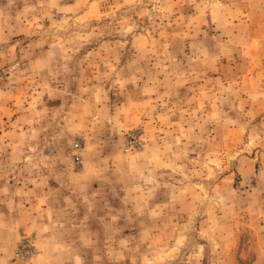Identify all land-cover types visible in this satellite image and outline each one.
Wrapping results in <instances>:
<instances>
[{"label":"rangeland","instance_id":"1","mask_svg":"<svg viewBox=\"0 0 264 264\" xmlns=\"http://www.w3.org/2000/svg\"><path fill=\"white\" fill-rule=\"evenodd\" d=\"M0 264H264V0H0Z\"/></svg>","mask_w":264,"mask_h":264},{"label":"built area","instance_id":"2","mask_svg":"<svg viewBox=\"0 0 264 264\" xmlns=\"http://www.w3.org/2000/svg\"><path fill=\"white\" fill-rule=\"evenodd\" d=\"M73 147H74L75 149H79L80 144H79L78 142H75V143L73 144Z\"/></svg>","mask_w":264,"mask_h":264}]
</instances>
